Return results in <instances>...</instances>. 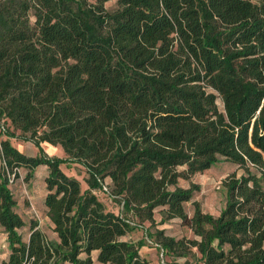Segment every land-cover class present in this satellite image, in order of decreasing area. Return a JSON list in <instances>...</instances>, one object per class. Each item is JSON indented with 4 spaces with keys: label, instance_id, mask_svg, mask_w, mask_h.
Here are the masks:
<instances>
[{
    "label": "trees",
    "instance_id": "1",
    "mask_svg": "<svg viewBox=\"0 0 264 264\" xmlns=\"http://www.w3.org/2000/svg\"><path fill=\"white\" fill-rule=\"evenodd\" d=\"M111 1L0 0V116L23 140L62 146L88 174L83 193L65 160L0 142L10 250L0 264H93V252L100 264H145L123 240L129 220L94 193L106 179L140 224L163 208L164 222L180 218L200 238L161 231L168 254L196 248L203 264H264V0H116L109 11ZM221 158L244 170L224 183L226 209L215 218L195 203L189 219L194 191L179 180ZM40 166L56 238L33 222L24 242L9 170Z\"/></svg>",
    "mask_w": 264,
    "mask_h": 264
},
{
    "label": "rangeland",
    "instance_id": "2",
    "mask_svg": "<svg viewBox=\"0 0 264 264\" xmlns=\"http://www.w3.org/2000/svg\"><path fill=\"white\" fill-rule=\"evenodd\" d=\"M109 11L116 8V0H113L105 6ZM35 17L31 16V25H35ZM222 108L221 101H218ZM10 125V122L5 117L0 116V142L9 140L11 145L19 152L28 157L45 158L46 160H65L60 166L62 171L70 178L80 182L83 193L88 189L86 180L88 174L86 169L76 163L67 159V155L62 146L51 145L41 142L35 144V139L28 136L27 139H21ZM1 148V147H0ZM2 161L0 160V166ZM184 168H180L183 171ZM253 172L256 173L254 169ZM244 174V170L240 166L226 161L221 158L220 162L202 173H197L190 177L181 178L177 187L184 190H193L194 195L191 202L185 205V211L188 218H192L195 213V203L200 206V209L205 214H210L215 218L220 217L222 212L226 209L228 203V194L225 188V182L231 176L236 175L240 178ZM49 176V168L47 166H40L32 173L26 168H14L9 170L10 189L18 204L17 212L26 222V227L20 230L24 242H28L30 237V227L33 222H37L38 228L49 239H55L56 234L53 232V226L50 224L46 215V207L44 204L47 195L46 180ZM175 187L170 188L174 190ZM97 197L104 203L107 210L113 211L123 218L128 219L131 225L130 233L123 238L139 248L141 260L145 264H203L201 255L197 249H192V253L188 257L173 256L159 243L158 234L163 231L164 236L172 237L176 240H200L195 236L189 224L180 218L170 220H162L161 210L155 211V222L141 223L134 216L133 212L126 209L123 203L116 201L111 193V180L106 179L100 182L97 190H94ZM10 250L8 247L7 235L0 227V262L8 259ZM97 252L91 254L93 264H100L97 262ZM87 255H81V258H86ZM69 264V263H67Z\"/></svg>",
    "mask_w": 264,
    "mask_h": 264
},
{
    "label": "flooded vegetation",
    "instance_id": "3",
    "mask_svg": "<svg viewBox=\"0 0 264 264\" xmlns=\"http://www.w3.org/2000/svg\"><path fill=\"white\" fill-rule=\"evenodd\" d=\"M6 260V259H5Z\"/></svg>",
    "mask_w": 264,
    "mask_h": 264
}]
</instances>
